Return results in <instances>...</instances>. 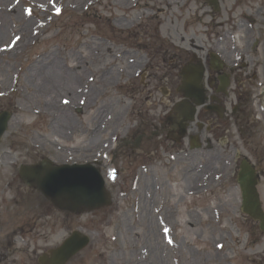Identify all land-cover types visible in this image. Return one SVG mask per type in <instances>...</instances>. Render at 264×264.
<instances>
[{
  "label": "rangeland",
  "instance_id": "1",
  "mask_svg": "<svg viewBox=\"0 0 264 264\" xmlns=\"http://www.w3.org/2000/svg\"><path fill=\"white\" fill-rule=\"evenodd\" d=\"M42 1L0 0L18 10L0 37V113H10L0 140V264H40L73 231L90 243L68 264H264V233L243 211L233 174L244 159L255 166L264 210V0H219L218 10L207 0ZM22 18L31 20L24 44ZM209 51L236 79L229 87L251 121L210 136L194 118L188 134L209 136L211 149L152 135L176 103L183 67ZM48 55L79 75L75 98L57 87L33 92L30 70ZM46 72L36 82L53 81ZM50 98L63 113L45 104ZM59 113L66 125L53 133ZM44 157L98 163L113 203L60 211L19 177L21 164Z\"/></svg>",
  "mask_w": 264,
  "mask_h": 264
},
{
  "label": "water",
  "instance_id": "2",
  "mask_svg": "<svg viewBox=\"0 0 264 264\" xmlns=\"http://www.w3.org/2000/svg\"><path fill=\"white\" fill-rule=\"evenodd\" d=\"M210 4L213 0H208ZM212 64L221 67L215 58ZM185 67L181 72L183 87L186 95H202V87L198 86L203 76V67ZM197 104H202L201 100ZM264 109V104L262 105ZM189 118H193L194 108H187ZM10 113H0V140L8 128ZM192 120V119H191ZM185 134V127H181L180 135ZM253 176L257 179L254 168L247 162L241 165L240 176ZM19 176L23 182L36 188L51 204L62 211L80 214L85 211H93L101 207L109 206L111 196L106 189L105 181L100 170L94 165L87 164H60L56 165L49 158L31 165H21ZM243 193V210L255 219H263L264 212L261 207L259 195L254 180L251 183L239 178ZM244 180V181H243ZM90 239L87 235L73 231L56 248L49 251L50 256L43 254L39 257L40 264H67L72 257L85 248Z\"/></svg>",
  "mask_w": 264,
  "mask_h": 264
},
{
  "label": "flooded vegetation",
  "instance_id": "3",
  "mask_svg": "<svg viewBox=\"0 0 264 264\" xmlns=\"http://www.w3.org/2000/svg\"><path fill=\"white\" fill-rule=\"evenodd\" d=\"M216 78V73H210V71H208L205 80V86H207L205 92L207 103L205 106L207 105V108L204 106L198 110L196 121L194 123V125L199 130L197 131L198 133L203 134V131H206L208 134H210V136L214 134H216V136H220L221 133L219 130L224 125V123L227 125V130H230L233 128V126L240 125L239 122L242 119H246L249 122L250 115H252L251 112L243 114L242 109L244 106H242L241 95L235 93L234 89L231 90L232 88L228 87V89L223 88L221 92L217 91L218 86L216 85ZM176 98V103L173 104L168 110L169 114L165 115L166 117L163 123L160 125H153L155 131L152 132V135L160 136V139H163L165 137V133H167V135L171 134L172 123L182 124L185 122L183 119H181V116L179 121V113L176 111V106L179 103L190 105L194 103V100L184 99L179 91L176 93ZM192 126L190 127V130H192ZM238 130L240 132V129ZM178 132L179 128L176 127L173 131L174 137H176V134L178 135ZM144 134L145 132L142 131V135ZM150 138L151 136L149 139Z\"/></svg>",
  "mask_w": 264,
  "mask_h": 264
},
{
  "label": "bare ground",
  "instance_id": "4",
  "mask_svg": "<svg viewBox=\"0 0 264 264\" xmlns=\"http://www.w3.org/2000/svg\"><path fill=\"white\" fill-rule=\"evenodd\" d=\"M168 2H171V1H168ZM207 2L209 3L208 0H207ZM41 3L43 4V6L48 7V5L49 6L51 5V0H43ZM218 3H219V0H213V3L211 4V5H213L215 7V10H218V8H219ZM11 12H14L15 14H17L18 10H17V8H14V9H12ZM11 12H7V10H5V8H3V6L0 8V16L4 19V21H3V19L1 20L2 25L0 26V37L6 38V31H5L6 30V26H5L6 21L5 20H6V15H10V16L12 15ZM22 19L24 21V23H23V25L21 27L23 29V31H22L23 32V38H21V39L18 38V41H19V39L21 40L20 44H24V42H27V40L31 36L30 35V31L26 30L27 27L30 26V23H31L30 21L31 20L30 19H24V18H22ZM241 27H242V25H241ZM3 52H5V51H3ZM227 52H229V51H227ZM227 52H225V53H227ZM115 59L117 60L118 57H116ZM41 66L45 68V71H39V67H41ZM129 67L127 66V71L129 69ZM195 67H199V65L198 64L196 66L192 65L191 67H189V70L192 71L193 70L192 68H195ZM125 70L126 69H122L121 72H123ZM45 72H46L47 75L50 74L51 76L54 73V75H55L54 76V80L53 81L51 80L50 83L40 82V81L36 82V79L39 78L40 75L45 73ZM78 76L79 75H77L76 73H71L70 69H67V70L66 69H61L60 65L56 62V60L52 57V55H48V56L44 57L42 60H40L39 62L37 61V65H33L32 66V68L30 70V76H28V81H29L31 87H33V90H34L33 92H35V94L38 93V94L41 95L43 91L44 92L46 91V89H49L50 90L49 94H51V92H54V89L57 87L61 91L71 92L72 97L75 98L77 96V92L75 91V89H74L75 87H73V86L77 82ZM58 77H62V78H58ZM216 85L218 86V89H217L218 92H221V90L223 88H228L227 84L222 86L220 83H217ZM261 94L264 97V88H262ZM202 96H204V95H202ZM50 99L51 100L46 99L45 100V104L47 103L50 107H53L54 110H55V106L57 104L55 102H52V101H54L53 100L54 98H50ZM199 100H201L202 103H207V99L205 97H201V98H199ZM189 106H194V103L190 104ZM56 107H57L58 110H61V113H63L62 112V108L63 107H61L60 105H57ZM61 113H59V115ZM189 114H188V112H185V115L181 114L180 115L181 119H183L185 122H189L190 121V119L188 117ZM57 118L58 119H55V121L52 122L53 123V133H55V132L58 133L59 130H62L64 128V126L66 125V119L63 116V114H61L60 117L58 116ZM180 133H181V130L179 129L178 134H180ZM172 136H174V135H171V134L167 135V133H165V138H169L170 139ZM174 140L180 141V137L176 136V137H174ZM103 166H104V171L106 172V174L108 176L113 174L112 165L105 163ZM238 175H239V178L244 179V180H246L249 183H251V181L254 180V183H255L256 186L259 183V180L258 179H253V176L244 177L242 175L240 176V173ZM28 187H30V186H28ZM32 188H34V187H32ZM34 189H36V188H34ZM259 200L261 202L260 198H259ZM257 221H258V223L260 225V228H261L262 232L264 233V218L261 219V220L257 219ZM151 228L155 229V226H154L153 223L151 225ZM157 237L158 236H155V238H157Z\"/></svg>",
  "mask_w": 264,
  "mask_h": 264
}]
</instances>
